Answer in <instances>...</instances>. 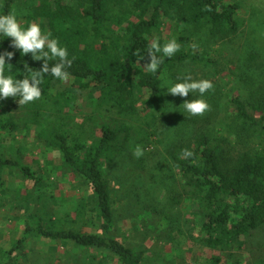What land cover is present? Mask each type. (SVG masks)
I'll return each instance as SVG.
<instances>
[{
    "label": "trees",
    "instance_id": "1",
    "mask_svg": "<svg viewBox=\"0 0 264 264\" xmlns=\"http://www.w3.org/2000/svg\"><path fill=\"white\" fill-rule=\"evenodd\" d=\"M17 4L23 12L15 11ZM240 8L228 0L0 1V15L15 13L23 25L40 24L42 31L67 47L72 60L66 80L45 74L39 99L28 104L12 97L0 100V136L15 140L22 126L36 124L44 144L57 148L62 167L92 189L99 222L92 231L67 228L61 213L43 201L35 210L33 193L26 194L22 213L13 211L5 218L3 230L11 232L7 244L0 243V264H40L37 251L49 263L56 258L63 261L59 245L70 242L84 249L110 251L120 264H150L146 248L135 247L112 232L116 202L111 177L129 176L122 160L128 157L131 140L149 147V136L156 133L150 128L169 109L165 76L180 79L188 64L206 67L209 73L216 63L209 51L241 31ZM157 39L161 46L176 39L181 47L172 57L156 53L162 62L153 73L146 67L147 51ZM10 41L11 37L0 41V51L14 52L9 61L12 70L6 74L23 78L28 74L25 63L36 69L42 66V60L23 55ZM58 83L87 90V98L96 107L75 129L68 128V120L76 114L72 108L76 95L57 89ZM231 94L225 95L227 110L219 120L211 121L217 113L212 103L200 126L169 149L176 171L170 201L198 202L199 235L212 252L210 264H246L240 249L252 241L264 247V86L260 96ZM96 114L107 119L95 128ZM86 120L94 126L86 127ZM185 149L192 155L185 156ZM5 168L16 169L24 180L32 181L31 189L43 180L19 158L0 151V199ZM13 200L15 204L16 197ZM82 208L78 207L80 213ZM38 242L47 243L49 250L37 247ZM173 261L171 255L166 259L167 264Z\"/></svg>",
    "mask_w": 264,
    "mask_h": 264
},
{
    "label": "rangeland",
    "instance_id": "2",
    "mask_svg": "<svg viewBox=\"0 0 264 264\" xmlns=\"http://www.w3.org/2000/svg\"><path fill=\"white\" fill-rule=\"evenodd\" d=\"M228 1L237 2L241 7L239 13L243 25L239 35L209 51L211 57L216 60L209 73H206V67H193L188 64L179 74L180 79L190 75L193 80L208 79L212 82L213 88L203 96L209 105L208 109L200 115L185 112L184 100L197 98L199 93H189L187 97L169 93L166 82L176 80L166 75L163 87L169 109L164 114H159L156 125L150 128L157 134L149 136L150 145L147 149L142 148L140 142L131 140L126 147L128 157L122 160L129 176L119 180L116 176L111 177L116 202L112 232L119 238H128L135 247L146 248L150 264L157 261L167 264L169 255L174 258V264H210L212 252L199 235L197 221L201 220V216L198 202L184 201L181 204H173L170 201L169 190L173 187L176 171L171 164L169 149L172 144L188 138L190 132L200 126L201 118L211 111L212 103V109L217 113L212 115L211 121L219 120L227 110L225 95L228 92L231 91V95L241 93L242 96L251 93L260 96L262 93L264 0ZM15 11L21 13L23 9L17 4ZM56 88L76 95L72 104L76 114L68 120L69 129H75L77 122L95 112L94 103L87 98V90L79 91L68 83H58ZM96 116V120H93L95 126L93 121L89 120H86L87 123L85 121V126L96 128L107 119L101 115ZM141 120L145 121L144 117ZM38 129L36 124L22 126L17 131L15 140L11 136L5 137L6 140L4 136H0V151L19 158L22 164L29 166L36 176L43 179L40 186L31 189L29 186L33 185L32 181L29 183L24 180L18 170L4 169L1 184V193L4 195L0 199L1 230L6 229L5 218L7 219L13 211L22 213L26 205L25 195L29 193L34 195L32 206L35 210L43 201L46 207H53V210L56 209L62 214L65 227L83 231L96 230L99 222L95 216L92 189L81 177L73 176L62 167L57 148L44 144L43 138L38 136ZM137 145L143 150V155L139 158L134 155ZM79 206L83 207L81 213ZM9 231L11 232L10 229L1 231L0 243L5 244L9 240ZM37 245L44 251L49 250L47 243L38 242ZM61 246L59 245L58 251L63 254V261L56 258L54 262L49 263L40 251H37L36 261L40 264H120L110 251L84 249L71 242L65 247ZM240 253L244 254L246 264H264V247H259L253 241L244 249H240Z\"/></svg>",
    "mask_w": 264,
    "mask_h": 264
},
{
    "label": "clouds",
    "instance_id": "3",
    "mask_svg": "<svg viewBox=\"0 0 264 264\" xmlns=\"http://www.w3.org/2000/svg\"><path fill=\"white\" fill-rule=\"evenodd\" d=\"M5 37H11L12 48L19 50L23 55L31 54L37 61H43L38 69L28 67L25 63L27 75L17 78L10 74L13 65L11 61L14 52L9 50L0 51V100L12 97L18 98L19 104H28L41 97V85L45 74L64 81L68 77L67 67L71 65L68 49L60 44L58 39L51 38V33L44 32L40 24L36 22L23 25L19 22L15 13L0 15V41ZM181 45L176 39H170L162 46L158 39L153 40L147 51L148 61L146 67L150 72L155 73L162 62V58L156 53H162L163 57H172ZM144 54L142 55V57ZM54 61V63H49ZM167 91L173 95L187 97L189 93H199L197 98L185 99L183 107L185 112L191 115L203 114L209 107L204 94L213 88L208 79L193 80L190 75L176 81L166 82ZM134 155L139 158L143 155L142 148L137 145ZM185 156H191L192 152L185 149Z\"/></svg>",
    "mask_w": 264,
    "mask_h": 264
}]
</instances>
